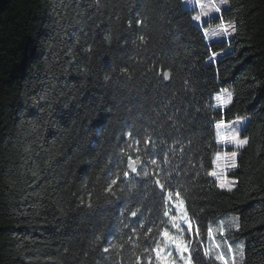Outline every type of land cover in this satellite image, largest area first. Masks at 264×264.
Here are the masks:
<instances>
[{"label": "trees", "instance_id": "obj_1", "mask_svg": "<svg viewBox=\"0 0 264 264\" xmlns=\"http://www.w3.org/2000/svg\"><path fill=\"white\" fill-rule=\"evenodd\" d=\"M226 1L217 42L183 0H0V264H155L176 199L189 264H224L201 243L225 214L264 264V0ZM241 116L225 189L216 124Z\"/></svg>", "mask_w": 264, "mask_h": 264}, {"label": "rangeland", "instance_id": "obj_2", "mask_svg": "<svg viewBox=\"0 0 264 264\" xmlns=\"http://www.w3.org/2000/svg\"><path fill=\"white\" fill-rule=\"evenodd\" d=\"M198 2V9L196 7ZM183 5L194 11L193 18L200 20V24L206 23L203 27L204 34L210 41H222L223 34L232 35V25L229 23H212L214 19L227 6L226 0H183ZM232 97L231 90L225 89L220 94H215V102L219 101L225 105L230 104ZM248 121V117H236L230 121H221L216 124V139L222 146L215 156L214 167L211 175L216 179L217 185L225 189L235 187V179L227 177L224 173L226 168L233 169L236 166V159L246 141L241 137V132ZM235 153V155H233ZM170 230L163 235L164 240L156 249L155 264H189L190 246L192 238L186 241L185 234L190 232L188 216L185 210L184 201L181 199L172 200L168 215ZM239 229V216L237 214H225L218 216L209 223V234L207 240L202 241V247L208 251L210 256L221 260L224 264H245L246 239L234 235ZM192 233V232H191ZM159 250V255L158 251Z\"/></svg>", "mask_w": 264, "mask_h": 264}, {"label": "water", "instance_id": "obj_3", "mask_svg": "<svg viewBox=\"0 0 264 264\" xmlns=\"http://www.w3.org/2000/svg\"><path fill=\"white\" fill-rule=\"evenodd\" d=\"M165 74H167V75L165 76ZM164 80L166 83H169V81H170V73L168 71H166L164 73ZM128 171L132 174L136 173V162L132 159L128 160ZM157 185L161 189V185L159 182L157 183ZM133 218H135V215H133Z\"/></svg>", "mask_w": 264, "mask_h": 264}, {"label": "snow or ice", "instance_id": "obj_4", "mask_svg": "<svg viewBox=\"0 0 264 264\" xmlns=\"http://www.w3.org/2000/svg\"><path fill=\"white\" fill-rule=\"evenodd\" d=\"M196 19H199V17H196ZM167 74H165V76H166ZM240 144H244V143H246V141H240L239 142ZM233 155H235V153H233ZM110 190V189H109ZM166 215H167V213H166ZM164 235H167V232H165L164 233ZM158 251V255H159V250H157Z\"/></svg>", "mask_w": 264, "mask_h": 264}]
</instances>
